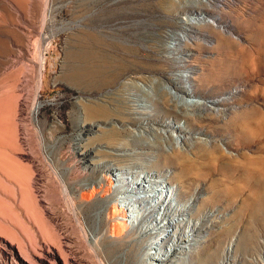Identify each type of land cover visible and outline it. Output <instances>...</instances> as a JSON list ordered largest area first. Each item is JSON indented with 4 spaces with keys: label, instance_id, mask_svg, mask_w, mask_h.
<instances>
[{
    "label": "rangeland",
    "instance_id": "1",
    "mask_svg": "<svg viewBox=\"0 0 264 264\" xmlns=\"http://www.w3.org/2000/svg\"><path fill=\"white\" fill-rule=\"evenodd\" d=\"M193 10L205 11L208 21L188 26L183 17ZM175 32L189 33V39L182 40L190 42H172ZM162 42L194 53L190 62L203 72L194 81L196 98L211 103L230 92L234 95L221 108L205 111L198 107L190 120L183 110L175 112L154 101L150 114L143 116L155 119L150 118L149 126L163 130L149 134L164 149L144 146L151 155H136L148 164L145 169L155 171L152 179L142 181L146 192L139 190L140 198L128 195L124 199L132 204L150 193L153 205L157 199L151 193L150 180L156 179L164 196L169 188L167 200L173 204L160 203L141 218L145 226L149 223L147 231L156 234L157 223L165 222L166 208V220L174 227L163 241L145 236L140 242L134 234L140 218L119 237L102 236L97 246L93 234L100 235L111 221L102 215L99 201L82 203L79 199L85 182L100 175L94 165L81 170L76 157L74 138L84 120L83 105L88 98L99 99L134 70L150 71L151 76L161 78L157 91L163 93L164 70L172 68V57L157 49ZM87 68L94 69V77H86ZM113 73H119V78L116 76L115 83L107 79L108 83L105 77ZM99 78L107 83L101 84ZM177 84L183 86L179 79ZM21 101L26 102L24 114H20ZM37 103L41 108L34 112ZM197 112H203L202 116ZM173 124L188 130L171 129ZM96 130L82 141L84 147H105L108 135L99 129L94 136ZM129 132L124 130L134 152L146 137ZM203 138L219 151L210 153ZM177 139L182 143L176 148ZM174 150L177 154H170ZM101 158V167L111 159L101 153L93 161ZM157 158L163 166L156 164ZM37 168L44 171L42 176L36 174ZM58 172L66 182L79 184L78 188L70 186L74 199L68 201L59 193ZM143 174L124 171L116 177L131 180ZM125 187L115 184L119 190ZM116 199L124 204L120 193ZM47 207L70 226L59 241L63 245L70 242L69 234L88 264H157L158 251L171 249L172 254V242L186 239L197 241L192 248L174 253L178 256L170 264H264V0H0V236L16 238L8 224L13 229L30 225L35 232L14 235L24 242L28 253L34 254L30 240L40 251L46 236L50 237L37 230L46 221ZM129 207L132 212L139 209ZM80 220L87 229L91 227L88 236ZM149 244L157 248L151 254L154 258L146 249ZM16 251L20 257L17 247ZM0 264H5L2 257Z\"/></svg>",
    "mask_w": 264,
    "mask_h": 264
},
{
    "label": "bare ground",
    "instance_id": "2",
    "mask_svg": "<svg viewBox=\"0 0 264 264\" xmlns=\"http://www.w3.org/2000/svg\"><path fill=\"white\" fill-rule=\"evenodd\" d=\"M198 10H196V11L193 10L192 12H188L183 17V21L188 26L193 27L196 24L198 25V24H201L203 22L208 21L207 16H206L207 14L204 13L205 11L200 12ZM209 23H211V21ZM185 30H187V29H185ZM188 36H189V33H187V32L186 33L175 32L172 34L173 39L171 41L177 42L178 44H183L184 42L188 44V42H190V40H182V39H189ZM157 49L161 50L163 55L165 54V55H169V57H172V59H171L172 62L170 64V68L171 67L172 68L170 70H167V68H166V72L163 68L164 73H165L164 76L167 78V81H165L162 84L163 93L162 92L160 93L157 91V85H158V83H161L160 82L162 80L161 78H159L157 76H151L152 73L150 74L149 73L150 71L147 72L145 70L144 71H138V70L135 71L134 70V71L127 72V73L125 72L126 74L124 75L123 80L121 79V81L118 82V85L116 87L114 86V88H109L108 90L105 89V91L106 90L107 91L106 92L104 91L105 93H103L101 96H99L100 97L99 99L88 98V101L84 102V105H83L84 120L81 124L78 125L80 132L78 134H76L75 138H74L77 141L76 145L78 146L77 148H75L76 150H78L76 153V157L78 159L79 168L81 170L83 169L84 171H86L88 169V166L94 165V168H95L94 170H96V171L98 170L100 175L95 174V175H93L92 179L90 178L87 182H85V188L82 191L79 199L81 200L82 203L89 202V201H99L101 203L100 209H101L102 215L105 216L106 219L111 221V223H109V225L107 227L102 229L101 232L99 231V234L101 233L100 235L93 234V242H95L97 244V246H98V242L101 243L100 240H101L102 236H107V237H112V238L114 236L119 237V234L124 233V230L126 229V227L128 229H130L132 227V225L135 226L134 225L135 220L136 219L139 220L141 217H144L145 212L148 209H154V211H155L157 209L156 205L159 206L160 203L162 205H165L166 202H168V205L173 204L172 203L173 200L172 201L167 200L168 195H169V188L167 189V194H165V196H164V194L161 193L162 189L157 188L158 182L156 179L150 180L151 182H153V187L151 189L152 190L151 193L154 192L153 198L157 199L156 203H154L153 205H151L149 203L150 201L148 199V196L150 198V195H151L149 193V194H145L147 196L146 197L147 200L146 199H142V200L139 199L138 201H135L132 204H127L128 195H130V196L132 195V196H136V197L140 196L139 195L140 193H138V191L142 190V189H143V193L146 192L145 191L146 187L142 183V181L146 178L152 179L153 178L152 173L155 171V170L151 171L149 169H145L146 167H148L147 166L148 164H146L144 162L141 163L140 160H138V158H136L137 157L136 155H138V154L151 155L149 152L151 150L148 149L149 150L148 151L147 149H145L146 147H144V146H147V148H151V149L152 148H155L158 150L164 149V147L161 143H157L155 140L150 139V134H152V133H150L151 131L154 133H157V132H159V130H161V129L158 130L157 128H153V125L152 126L148 125V121L150 120V118L153 121L155 119H152V117H144L143 116V114H147V113L150 114V109H151V107L154 106L153 105L154 101L156 100L157 102L158 101L163 102L164 105L172 107L173 108L172 110L175 112H178V110H180V109L183 110L186 113L184 115V117L190 120V119L195 118L196 109L198 107H203V109L205 108L206 109L205 111L211 110L213 108V106L215 108H218L224 102L229 100L231 95L232 96L234 95L233 92H230V93L226 94V96H221V97H218L216 99H212V101H210L211 103H209L208 101L199 100L198 98H196L197 97L196 96L197 87L194 88V86H196L194 84L195 83L194 81L199 80V76L201 75L200 72H202V71H200L199 68L193 66V64H192L193 62H190L191 58L193 56H195L194 53H192L190 50H187L184 47L183 48L182 47H175L172 49V47H168V45H164L163 42H162V44L159 45V47H157ZM163 61H165V60H163ZM103 65H105V64H103ZM92 66L93 65H91V68H95V67L97 68V66H95V67H92ZM99 66H100V64H99ZM126 67L128 68V66H126ZM89 68H90V66H89ZM89 68H87V70L85 69L86 70L85 75L88 78H92V77H94V75L92 76L91 73L93 72L94 69L93 70L90 69V71H89L88 70ZM101 68H99L100 71L103 70V69L101 70ZM99 69H98V71H99ZM133 69H135V68H133ZM96 71H94L95 74H96ZM125 71H126V69H125ZM120 72L121 71H119V73ZM98 73H99V75H101L100 77H103L102 73L97 72V74ZM116 73H117V71H116ZM119 73H118V75H116V76H118V78H119ZM116 76L114 74L112 77L109 76L110 78L109 77L107 78L105 76L104 77L106 78V80L111 79V81L115 83V81H117ZM97 79H98V77H97ZM178 79L183 84V86H180L177 84ZM101 81L102 80L100 79V83H101ZM104 82H106V81H104ZM107 82L109 83L108 80H107ZM103 83H101V84H103ZM93 84H95V83H93ZM97 85H99V84H97ZM146 88H148V90ZM149 89L153 90V93H152V91L150 92ZM229 95H230V97H229ZM209 104H211V105L209 106ZM25 107H26V102L21 101L20 102V114L25 113ZM40 108H41V104L37 103L34 106V112H38V110ZM214 110H216V109H214ZM202 114H203V112H199L198 116H202ZM116 119H118L119 122L122 123V126L117 122ZM170 127H171V129H175V130L177 129V130H180L182 132H185L188 130L186 127L181 128L175 124L171 125ZM138 128H139V130H137ZM168 128H169V126H168ZM94 129H98V130L104 129L105 134L108 135L109 140L106 141L105 147L104 146L103 147L97 146V145H87V144L84 147V145H82V144H84L83 143L84 140L89 139V136H90L89 134H91V132H93ZM98 130H96V132H94L92 134L94 136H98L97 135ZM124 130L130 131V132L132 131L131 133L132 134L134 133L135 136L146 137L145 143H141L139 146L136 147V150L134 152H131L130 151L131 144L127 140L126 135L124 134ZM161 131H163V130H161ZM168 133H170V132L168 131ZM78 140H80V141H78ZM180 141H182V140H180ZM180 141H179V139H177L176 148L181 146L182 142H180ZM203 141L205 142L206 145H209L210 148L208 150L210 153L214 154V153H216V151H219L218 146L210 145V143L208 142L209 140H207V138L204 139ZM101 153H102L103 157H108V156L111 157V159H106L108 161H106L107 162L106 165H103L102 167L100 166V164L102 163V161H104L103 158L97 159V161H93V157L97 156L98 154L100 155ZM171 153L177 154L176 150H174L173 152H170V154ZM170 154L164 153L165 156H169ZM159 160L157 158L156 164L163 166L164 163L160 162ZM161 161H162V159H161ZM139 165H142V166H139ZM97 166L98 167L100 166V168H98ZM139 167L144 168V169H138ZM127 169H131V170H127ZM133 169H138V170L136 171ZM161 170H163V169H161ZM124 171H127L128 173L131 172V174H134V172H141V174H143V173L144 174L138 175L137 177L133 176L131 180H119L120 177H116V173L124 172ZM35 172L37 175L42 176L43 175L42 173L44 171L42 169L37 168L35 170ZM56 175L59 176L60 175L59 172ZM65 180L66 179H63L62 176H59V181H58L60 184V192L59 193H61V195L63 196V199L65 198L66 200L69 201L70 199L71 200L74 199L71 196L72 195L71 187L78 188L79 184L76 183V184L72 185V183H68V182H66L67 180L66 181ZM117 183L125 184L126 187L124 188V190H119L118 188H115V184L117 187ZM34 188H35V186H34ZM119 193L121 194V197H123V199L127 198L126 200L124 199L123 205H122V202L121 203L117 202L116 196ZM138 198H140V197H137V199ZM110 203H112L111 206L109 205ZM139 204H143V206H142V208H144L143 210H141L142 208L138 206ZM108 205H109V207H107ZM130 205H134L135 208L139 207V209L135 210V212H132L131 207H129ZM42 208H43V206L40 208V210ZM44 208H46V207H44ZM79 208H80V213H82L83 212L82 205L79 204ZM166 210L167 209L165 208V212L163 213V222L164 221L165 222L163 225H160V224L158 225V223H157V225L155 227V228H158L156 234H154V232L153 233L150 232V230L147 231L148 227H149V223H147V226H145L146 223L144 222V220H142L143 218H141L139 224L136 227L137 229L136 228L134 229V234L135 235L137 234V236H138V238H136V240L138 239V241L141 242V241L145 240L144 239L145 236H148V238H151L153 240L154 239H162V241H163V239L165 237H167V235H169V233L171 232L172 227H174L173 222L166 220L168 215H169L168 213H166L167 212ZM136 211L138 213L140 212V215H141L138 218L135 216L136 215L135 213H137ZM41 212H44V211L41 210ZM45 213H46L45 215L47 216L48 219L46 218V221H44L43 224L39 225L37 227V230L39 231V233H41L43 235H49L50 234V237L52 239L50 237L46 236L47 241H45L46 240V238H45V240H44L45 242L43 245H41L40 251L36 250L37 246L35 247V245H36L35 242L30 240L29 243L32 246V249L34 248V254H30V253H28V251L24 245V242H22V240L21 241L18 240L17 239L18 236H17V234L14 235V232L18 231L21 233V232H25L28 230L30 232H32L31 230L34 231V229H32V227L30 225H27V224L23 225L22 228H20V229H16V227L13 229L12 226L9 227L10 225L8 224L7 226H8L9 231H11L13 233V236H16V238L10 239L8 237L0 236V257H2V261L5 264H10V263H12V264H62V262H61V259H62L64 261L63 264H88L86 261V258L84 259L81 256L83 250L81 251L80 248H77V246L72 244V242L70 240V236H68L69 234L66 236L68 237V239H69L68 241H70V242H66L67 244L65 243L67 245L66 249L62 248L63 244L59 241L60 236L62 235V237H63V234L65 235L68 232V229L70 226L68 227L66 225V223H63V221L61 222L62 218L60 219L57 212L54 211L53 209H50L47 207V211ZM81 225H82V231H84V233L88 236L87 230H89L91 227L89 229H87L88 227H86L84 225L83 221H81ZM43 237H45V236H43ZM49 239L51 241H49ZM91 239H92V237H91ZM193 241H197V240L196 239H186L184 242H181L180 240L173 241L172 246L174 249V253H176L180 249L192 248L190 245L192 244ZM187 242H188L189 246L185 245V243H187ZM60 243H61V245H60ZM100 243H99V246H101ZM95 245H94V247H95ZM16 247L20 251V255H21L20 257L21 258L18 257V255H17ZM159 247H161V246H159ZM98 249H100V248H98ZM146 249H147V251L150 252L149 255L151 256V254L153 255L156 253V252L154 253V251L157 248L155 246L149 244L146 246ZM174 253H172V254L174 255ZM151 257L154 258L155 255L151 256ZM155 260L158 261L159 259L156 257ZM161 264H166V263H161Z\"/></svg>",
    "mask_w": 264,
    "mask_h": 264
},
{
    "label": "built area",
    "instance_id": "3",
    "mask_svg": "<svg viewBox=\"0 0 264 264\" xmlns=\"http://www.w3.org/2000/svg\"><path fill=\"white\" fill-rule=\"evenodd\" d=\"M154 253H155V251H154ZM170 253H171V249L168 251V250H166V251H158L156 254H158V261H156L157 262V264H161V263H166V264H170V262L172 261V259L173 258H175V257H177L178 255V253L177 254H171L170 255ZM154 264H156V263H154Z\"/></svg>",
    "mask_w": 264,
    "mask_h": 264
}]
</instances>
